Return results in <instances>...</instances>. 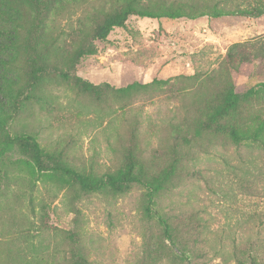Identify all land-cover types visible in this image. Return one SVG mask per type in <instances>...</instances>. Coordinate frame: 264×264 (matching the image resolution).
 <instances>
[{
	"label": "rangeland",
	"instance_id": "1",
	"mask_svg": "<svg viewBox=\"0 0 264 264\" xmlns=\"http://www.w3.org/2000/svg\"><path fill=\"white\" fill-rule=\"evenodd\" d=\"M53 3L40 29L30 11L22 10V34L38 37L47 70L35 72L39 61L23 39L14 65L4 72L7 81L0 78V111L8 118L7 130L0 129V264H76L80 255L89 264H171L181 251L163 238L156 223L143 219L144 189L115 197L91 195L72 209L66 190L52 184L31 189L18 166L27 154L12 139L36 134L45 151L63 152L66 163L101 174L121 164V155L113 151L120 137L145 161L162 167L178 126L224 85L228 48L264 38V16L131 17L105 41H87L95 52L71 74V53L94 26L93 18L101 21L123 0ZM78 78L97 86L98 94L80 93ZM233 79L240 93L261 90L243 118H264V61L252 75ZM136 82L154 84L133 99L113 91ZM200 146L158 207L180 229L192 227L204 255L196 264H252L251 257L264 264V152L237 147L226 137H206ZM180 237L186 247L195 239L186 238L185 231Z\"/></svg>",
	"mask_w": 264,
	"mask_h": 264
},
{
	"label": "trees",
	"instance_id": "2",
	"mask_svg": "<svg viewBox=\"0 0 264 264\" xmlns=\"http://www.w3.org/2000/svg\"><path fill=\"white\" fill-rule=\"evenodd\" d=\"M54 0H0V78L6 80L4 72L14 65L15 51L18 42L23 39L30 41L29 50L33 53L37 64L35 72L47 70L45 55L39 52L38 37H24L22 21L26 19L22 10L30 11L36 23V29L43 28L48 19L49 11ZM264 16V0H123L121 8L104 15L101 21L93 18L94 26L86 33V37L79 41L74 52L71 53L69 68L71 74L82 58L94 54L91 42L105 41L117 28H124L131 17L150 19H189L199 18H247L258 19ZM82 34V32H81ZM32 42V44H31ZM49 50V47L44 49ZM7 58V60H6ZM264 61V38L255 37L248 41L232 44L224 61V85L215 91L214 96L206 101L204 107L197 109L192 117H185L178 126L175 144L168 148L169 158L162 167L153 161H145L135 146L126 145L119 137L115 142L114 153L121 155V164L114 170H107L101 174L94 169L82 171L64 161L63 152L45 151L37 135L25 132L12 139V143L19 145L27 154V158L18 162L26 172L31 189L39 184H52L69 192L68 204L75 209V204L91 195H105L109 197L128 193L134 187L144 189L142 200L143 219L148 223L154 222L160 228L163 238L181 251L175 254L171 264L178 261L182 264H196V260L203 258L197 250L196 233L192 227L180 229L174 218L163 213L158 207L159 201L177 186L180 180L181 168L194 160L193 150H200L201 142L206 137H226L237 147H249L264 152V118L242 116V111L254 96H259L261 90L249 89L244 93L238 92L233 75H252L258 62ZM33 69V70H34ZM37 70V71H36ZM64 81L69 80V71L62 73ZM38 79V77H36ZM219 79H217L218 83ZM79 92L82 94H98L99 88L89 82L77 79ZM154 84H140L138 82L126 87L113 89L117 94L133 99L140 92L147 90ZM15 85V84H12ZM261 86L264 87V84ZM15 90V89H14ZM18 91L19 94L22 91ZM0 111V129L7 130V115ZM241 118V119H240ZM136 136L134 135L133 138ZM136 149V151H135ZM185 237L194 236L191 247H186L181 241V234ZM252 264H260L258 258L251 257ZM244 264V261H239ZM76 264H89L80 255ZM142 264H147L143 263Z\"/></svg>",
	"mask_w": 264,
	"mask_h": 264
}]
</instances>
